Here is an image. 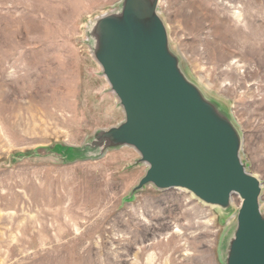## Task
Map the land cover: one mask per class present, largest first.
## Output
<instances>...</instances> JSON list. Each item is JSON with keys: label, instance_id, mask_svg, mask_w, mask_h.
<instances>
[{"label": "rangeland", "instance_id": "374dc122", "mask_svg": "<svg viewBox=\"0 0 264 264\" xmlns=\"http://www.w3.org/2000/svg\"><path fill=\"white\" fill-rule=\"evenodd\" d=\"M120 1L0 0V264H222L232 218L181 190L128 199L144 171L133 149L51 151L122 121L84 43ZM158 14L184 71L238 127L264 210V0H159Z\"/></svg>", "mask_w": 264, "mask_h": 264}, {"label": "water", "instance_id": "95a60500", "mask_svg": "<svg viewBox=\"0 0 264 264\" xmlns=\"http://www.w3.org/2000/svg\"><path fill=\"white\" fill-rule=\"evenodd\" d=\"M158 4L121 0L87 22L84 43L122 121L95 131L80 147L55 145L51 151L73 162L133 149V166L144 171L128 199L147 187L185 191L232 218L221 242L222 264H264L261 181L241 159L242 136L228 109L184 71Z\"/></svg>", "mask_w": 264, "mask_h": 264}]
</instances>
